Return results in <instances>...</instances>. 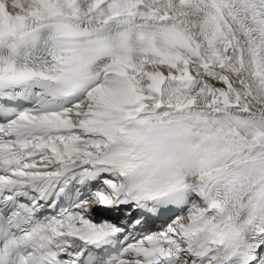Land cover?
<instances>
[{
  "label": "snow or ice",
  "instance_id": "snow-or-ice-1",
  "mask_svg": "<svg viewBox=\"0 0 264 264\" xmlns=\"http://www.w3.org/2000/svg\"><path fill=\"white\" fill-rule=\"evenodd\" d=\"M0 264H264V0H0Z\"/></svg>",
  "mask_w": 264,
  "mask_h": 264
},
{
  "label": "bare ground",
  "instance_id": "bare-ground-1",
  "mask_svg": "<svg viewBox=\"0 0 264 264\" xmlns=\"http://www.w3.org/2000/svg\"><path fill=\"white\" fill-rule=\"evenodd\" d=\"M156 222V221H155ZM153 221H150L149 224L146 226L147 228H153L152 226ZM159 226H161L160 222L158 223Z\"/></svg>",
  "mask_w": 264,
  "mask_h": 264
}]
</instances>
